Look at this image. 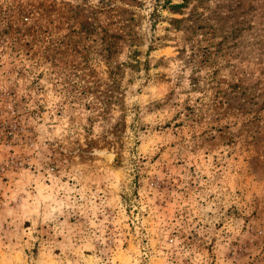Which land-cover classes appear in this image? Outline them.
<instances>
[{
    "label": "rangeland",
    "instance_id": "rangeland-1",
    "mask_svg": "<svg viewBox=\"0 0 264 264\" xmlns=\"http://www.w3.org/2000/svg\"><path fill=\"white\" fill-rule=\"evenodd\" d=\"M0 264H264V0H0Z\"/></svg>",
    "mask_w": 264,
    "mask_h": 264
},
{
    "label": "bare ground",
    "instance_id": "bare-ground-1",
    "mask_svg": "<svg viewBox=\"0 0 264 264\" xmlns=\"http://www.w3.org/2000/svg\"><path fill=\"white\" fill-rule=\"evenodd\" d=\"M106 155H108V157L111 158V155H112V154H110V153L107 154V153H106Z\"/></svg>",
    "mask_w": 264,
    "mask_h": 264
}]
</instances>
